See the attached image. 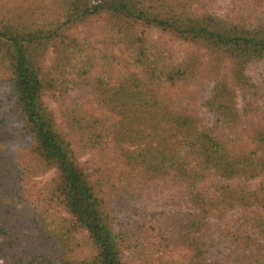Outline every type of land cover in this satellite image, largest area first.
Returning a JSON list of instances; mask_svg holds the SVG:
<instances>
[{"label": "trees", "instance_id": "16d2710c", "mask_svg": "<svg viewBox=\"0 0 264 264\" xmlns=\"http://www.w3.org/2000/svg\"><path fill=\"white\" fill-rule=\"evenodd\" d=\"M206 1L0 0V264H264V21Z\"/></svg>", "mask_w": 264, "mask_h": 264}, {"label": "rangeland", "instance_id": "374dc122", "mask_svg": "<svg viewBox=\"0 0 264 264\" xmlns=\"http://www.w3.org/2000/svg\"><path fill=\"white\" fill-rule=\"evenodd\" d=\"M255 2L252 0H207L204 4V8L208 10V12L214 14L217 17L225 18L229 21H234L237 23L242 24L245 22L246 24H253L259 21H264V1L263 3L260 2L258 7L255 6ZM262 4V5H261ZM97 27L96 24L91 23L87 28L80 27L78 32H88L92 29ZM86 29V30H85ZM146 36L148 40H152L157 44H162L166 47V49L170 50L172 53V58L177 59L178 57L182 56V54L189 49L188 45L181 44L178 41H173L167 35L161 34L156 29H149L146 31ZM116 51H119L118 48ZM227 61H224L221 66H227ZM228 72L227 67H224L220 70L217 75L222 76L224 73ZM244 75L247 77L248 81L255 86L254 89V98L253 100L257 101L259 106L264 105V56L258 60L253 62H249L245 65ZM212 83L207 80L205 84L203 83L201 87L202 95H208L210 92V88ZM46 100H50L46 98ZM237 100H242V96H238ZM239 103V102H238ZM202 113L205 114V109H201ZM207 114V119L211 118ZM85 159L81 158L83 161ZM54 176V170L48 169L45 173L39 175L36 178V185L40 186L46 181H48L51 177ZM158 202V201H157ZM25 204H20L19 207H23ZM28 209V207H27ZM131 218V212H119L117 215V219L119 223H126Z\"/></svg>", "mask_w": 264, "mask_h": 264}]
</instances>
